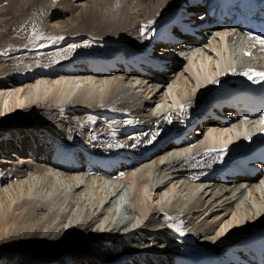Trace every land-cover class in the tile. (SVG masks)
<instances>
[{
    "label": "bare ground",
    "instance_id": "6f19581e",
    "mask_svg": "<svg viewBox=\"0 0 264 264\" xmlns=\"http://www.w3.org/2000/svg\"><path fill=\"white\" fill-rule=\"evenodd\" d=\"M0 1L2 5L5 0ZM61 1L63 2L64 0H35L32 3H30V0H9V3L3 7L5 12L1 13L0 16L10 14L17 6L22 7L21 12L24 11L25 15L30 14V11L34 9L36 11L33 15H37L38 13L40 15L41 12H45L48 18H61L62 14L60 10L62 11L64 9L60 8H65V2L61 4ZM79 1L84 2L85 0H78V2ZM133 1L137 0H132V2ZM143 2L146 5L140 22L133 19L128 20L129 14L133 10H129L127 6L107 11L104 14L95 11L92 7H83L84 13L82 12L80 23L84 31L78 29L66 32L59 35L54 40H45L42 43L39 41L36 45H32L40 50L44 45L48 46L54 44V41L56 43V41L70 38L77 41H73L72 45L66 46L62 51L76 53L79 57H70L68 55V57L63 58L59 56L60 53H52L51 49H46V51H43L44 53L38 54L39 56L36 55V57H43L44 59L38 58L40 61L38 59L35 62L32 60L33 62L29 64H22L20 62L10 63L12 60L2 62L0 60V166L3 168L2 170L0 169V203L2 206L7 207L9 203L25 197L29 204V217L35 221L37 227H40V230H38L39 233L42 231L47 238L55 239L54 241L57 240L54 244L56 246H49L48 249L46 248L47 251L44 252L45 255L58 253L59 248H62L61 251L64 253L63 257L58 258L59 255L51 258L50 263L47 264H220L222 258H228L233 261L236 260L238 256L246 259L248 263H253L251 253L248 249L244 248V244L241 245V243H244L245 241L243 240L258 229L264 228V222L260 225L257 224L260 219L264 220V187L262 188L264 178L261 180L256 178L249 180L250 183L247 189L253 193L259 191L258 198L255 197L254 194H251L253 200L249 198L246 201V205L249 209L245 211L241 210L243 216L253 213L252 216H248V218L244 220L238 207L235 209V204L231 202V199L236 195L243 197L245 193L242 189L243 185L238 184L239 179H237L236 182L232 181L229 184H224L219 178H216V174L208 172L210 167L205 163L208 162L207 159H210L211 156H216L214 155L216 154L215 152L206 151L207 148L215 146V148H218L217 146L221 147L231 142H241L245 140L250 132L254 131L253 129L257 127L255 125L256 122L242 123L238 122L239 119L234 117L230 120L229 124H227V130L215 131L211 129V132L203 135V141L197 144L196 147L194 146L199 140L192 144L174 142L166 145L165 148H161L164 142H160L161 145H157V141L161 140L167 131L164 128L165 126L169 125L170 122L175 119L187 116V114L208 95L214 86H221L222 81H225L229 76L216 81L205 91L202 97L197 99V101H193L198 98L200 94L202 95L206 87L218 79L221 74L227 72H243L232 74V78L236 79L241 76L253 77L255 72H264V56L246 59L242 54L241 61L243 65L233 64L237 60V56H234L236 51L239 52L241 50V52H243L241 48L242 45L254 44L255 48L264 51V49L257 46L246 35H242L238 32L231 34L228 42L236 44V46L227 49L226 53H221V51L218 53L213 52L215 48H219L220 42L218 46L212 44L208 46V48L207 46L205 48H199L202 45L201 41H193L191 39L189 42H186V46H194L196 48L195 52L197 51L194 54L188 55L189 66L186 68L193 76L192 83L193 87H195L193 98L190 97L185 99L186 97L184 96L185 98L182 101L176 99L174 97L175 93L168 87L166 91L173 97L172 99L170 98L171 108L160 118L156 116L151 119L148 118L147 122L141 124L134 122L128 115H118L122 120L125 119L126 121V118H128L130 121L122 124L124 129L119 128L117 130H115V124L110 125V123H108L110 125L108 127L101 121L98 124H93V119L90 117L92 116L91 114H86L83 117L77 115L73 116L72 114H74V112L71 113V111L70 113L72 116H70L69 120H65L66 123L65 121L63 122V120H59L60 116L63 115L66 110H74L75 107H82L86 112L98 111L107 113V115L111 117L113 116L114 109L118 111V107L113 105L115 98L125 97L128 88L139 89L140 91L142 88H145V92L149 87L156 88L159 86L164 88V86L161 85L170 77V73L175 72V66L178 64L177 58L160 59L155 58L154 53L149 54L147 50L139 52V54L148 58L152 66H156L157 63L165 64L164 61L167 62V68L170 72L164 74L155 73L145 67L144 69L149 72V74L145 76L136 70L128 72L126 66H129L128 62L131 58L129 53L132 52L134 48L137 49L145 43L156 45L153 35V28H156L155 24L159 18L164 16L165 12L172 10L178 6V4L161 14L160 11L162 9L172 5L170 0H143ZM92 3L93 1L91 4ZM48 6L49 8H47ZM151 17L154 18L150 19ZM94 18L95 20H91ZM148 20L149 23L146 25L147 28H145L147 33L143 35V37L138 36L140 35L138 26L141 23H147ZM134 21L135 23H133ZM92 22L106 26H109L107 23H111V26L116 23V27L124 29L122 32L120 31V34L117 36H108L104 34L105 28L101 26L100 28L99 25L93 28H85L91 25ZM2 25L7 26L6 22H3L0 25L1 31L2 28L5 27ZM101 29L102 32H100ZM11 32L13 31H10V33ZM210 32H214V30L205 29L199 34L203 36V34L206 33L209 37L214 34ZM8 35L10 36V34ZM8 35H6V37ZM219 36L222 38L223 33L219 34ZM1 38L2 37H0V42H2L1 40L3 39ZM98 39L103 40L100 42L99 47H102L103 43H106V41H117L120 44L116 47L114 46V51L112 50L111 53L99 55L103 61L100 65L94 66L95 60H93V58L98 55L82 53H95V50H97L95 48L98 47L87 45V41ZM17 40L20 41L19 38ZM221 42H224V39ZM5 44L3 43V45ZM67 44L69 45V43ZM3 45L0 43V52L9 51L10 48L6 50H4V48L1 49ZM19 48L21 47L19 46ZM179 53L183 54L185 50L182 49ZM57 55L58 57L50 59V57ZM210 59L212 60L211 62H209ZM139 61H145V58H141ZM6 63L8 64L5 65ZM85 63L87 64L84 65ZM112 66L118 67V71L111 70L110 68ZM40 68L47 69V74L34 75L36 71L31 72L37 69L35 73L37 74ZM93 70H101V72L96 74ZM245 73L248 75H245ZM18 74L24 77L31 76L27 80L28 84L25 88H21V84L15 82V76ZM45 76H50L53 80L43 79ZM68 76L74 77L65 78ZM37 77L41 79L34 84L38 79ZM144 81L147 83L146 86H142ZM47 83H50V88L46 86ZM160 92L161 90L158 91L156 95ZM27 95L31 97L32 102L26 105L27 107L25 106L26 108L23 109L24 112L20 113V110H22L21 107L24 105L23 99H25ZM155 96L152 97V100ZM135 101L136 100L132 99V102ZM176 105H178L177 108L173 110ZM121 107L124 108L125 113L128 111L127 108H129V106L124 105ZM157 109L154 112H160ZM130 115V117L133 116V114ZM30 120H32V122L27 126H31V124L34 123L35 126H32V128H16L17 125L25 126ZM209 123L210 124H207L209 126L216 124L215 122ZM47 124H49L48 127L42 126ZM66 124H74V126L67 127ZM252 124H254V127ZM60 126L63 129L62 133L65 131L66 136L73 141L71 146H67V148L62 150L59 148V145L54 143V141H56L55 138L60 136L56 134L59 130L57 127ZM172 127L173 126L169 129L171 130ZM138 128L144 129L141 131L138 130ZM198 129H200V127ZM127 131H133V133L136 134L131 142L125 140L118 141L115 139V143L114 141L111 143V141L108 140L101 142L97 141V138L100 136L113 135L115 137L116 134L121 136ZM54 134H56V136H54ZM62 139L63 138H61V140ZM80 140H86L87 142L84 143L85 145L88 144V141L95 142V146H99L100 149L106 145L110 148L106 157L111 158L113 161L106 164L103 170L102 167L103 164H105L102 162L103 158L99 160L98 163L100 164H95L94 162L96 154L100 156H104V154L102 152V154L99 153L98 148H94L93 151H90V149L86 150V148L79 147L78 142ZM82 142L83 141H81V143ZM203 144H205L206 148L201 149ZM143 148L145 149V154L141 157L145 156L148 152L151 153L147 159L139 161L138 157ZM189 150L194 151L190 153ZM204 150L206 157L201 163L203 157L201 152ZM27 153H29L30 156ZM155 157L156 161L152 163L151 160ZM13 158L15 160H13ZM137 158L139 163H135L137 162ZM225 160L226 157L223 156V162H225ZM141 165H143L141 171H131ZM131 166L133 168H131ZM93 170L98 172L93 176H86L89 174V171ZM121 170L122 172L127 170V172L123 174L124 180L122 181L124 183H129V179L134 177V174L138 175L136 179H133V185L130 184V187L129 185L124 183L122 185V183H120L121 176H115L120 174ZM146 170H148V172L144 173ZM210 177L212 178L210 179ZM185 180L198 184L193 187L190 186L193 188V194L195 189L198 190L200 188L204 190V194L197 198H194L195 196L193 195V201L189 200L191 202L189 204L187 199L191 197H188L186 199L187 203L184 201V204L182 201H179L182 198H177V202L181 204L177 203L178 205L170 210L171 214L176 217L169 216V218L167 216L166 210H164L167 207L160 209L162 211L157 210L156 207L152 206V196H146L143 193L146 188L147 192L145 191V193L147 194L148 192H160V199L162 200V191L165 192L168 183L176 181V185L183 182V184H181V186H183ZM208 181L211 182L207 183ZM221 184L231 186L227 189ZM205 185H208V187L213 185L218 186L205 192L207 190L205 189ZM132 186H134L133 190ZM216 188L218 191H215ZM174 190H177V188L171 191L173 194ZM171 192L170 194H172ZM188 192H191V190ZM176 197L174 196V198ZM172 198H169V200ZM218 202H220L217 206L218 208H223L224 204L223 210L226 212V215L229 211L234 209V214L230 221L226 222V218L223 217L215 224L206 225L202 223L199 225L200 227H196L194 231L188 230V232H185L186 223L189 225L191 224L190 221L185 222V219L190 216H196V219L206 216V219L209 214L214 212V206ZM159 203L162 205L161 201H159ZM262 209L263 212L258 214ZM160 214L167 218V221H164L163 225L159 224L158 218ZM223 222L224 226L227 225L225 229L216 234L215 241L208 242L210 234L214 235V233L217 232L216 229L218 226ZM151 228H156V231H151ZM225 231H231V233L224 239H218V237L223 236L222 233ZM168 233L176 234V239H172V236ZM134 235H138L139 239L130 240V237ZM34 236H38L36 232ZM94 242L99 247H97ZM68 245H70L68 248H73L72 252L80 247L79 249H81V251L78 254H83L87 251L88 255L82 258L83 260L80 263H77L76 256L78 254L72 256L73 254L70 255V253L63 252L68 250V248H66ZM158 245L162 248L161 250ZM169 245H171L172 248L165 249V247ZM99 248L102 250L103 255H101ZM54 250L56 251L54 252ZM223 250L228 251L224 254L225 256L222 254ZM111 253H115L114 258L111 256ZM57 259L62 261L57 262ZM6 261L7 259L4 260V262Z\"/></svg>",
    "mask_w": 264,
    "mask_h": 264
},
{
    "label": "rangeland",
    "instance_id": "374dc122",
    "mask_svg": "<svg viewBox=\"0 0 264 264\" xmlns=\"http://www.w3.org/2000/svg\"><path fill=\"white\" fill-rule=\"evenodd\" d=\"M30 1H31L30 3H32L35 0H30ZM92 1H93V3L91 4ZM64 2H65V5H64L65 8H60V9H64L62 11L60 10V13L62 14L61 18H56V19L55 18H48L47 14L45 12L44 13L41 12L40 15H39V13L37 15H33L34 12L36 11L34 9L30 11V14H26L25 15L24 11L21 12L22 7H17V6L15 7V10L10 12V14L1 15L0 16V25L3 22H6V25H7V26L2 25V26H5V27L2 28V31L0 29V37L3 38V39L1 38L2 42H0V43H2V45H3V43L4 44L6 43L5 45H3V47L1 49H3V48H4V50H6L8 48H10V49H9V51H6V52H4V51L0 52L1 53L0 54V57H1L0 60L2 62L9 61V60L11 61L12 60L10 63H13V62L14 63L18 62L19 63L20 62L22 64H29V63H32L33 61L35 62L38 58L39 59H44L43 57H36V55H38L40 53H44L43 51H46V49H51L52 53H57V54L60 53L59 56H61L63 58L64 57H68V55L70 57L71 56L79 57L76 53H68V51H62L66 46L72 45L73 41H77V40H73V39H70V38H65V40L56 41V43L54 41V44L48 45V46L44 45L42 47V49H40V50H38V48L36 49V47H34L32 45H36V43H38L39 41H41V43H42L45 40H54L59 35H62L64 33H66V32L75 31V30H78V29L80 31H84L82 29V24L80 23V18H81L82 12H83V7L84 8L85 7H87V8L92 7V8L95 9V11L102 12L104 14L107 11H111L113 9H119V8L124 7V6H127V8H129V10H133V11L130 12L128 20H132L133 19V20H137V22H140V20H142V16H143L145 5H146V4H144L143 0H137V1H133V2H132V0H122V2H121V0H85L84 2H81V1L78 2V0H64L63 2L61 1L60 3L63 4ZM170 2L172 3V5L167 6L165 9H162L160 11L161 14L163 12H165L166 10H168L169 8H172V7L176 6L177 4H179L180 0H170ZM8 3H9V0H5L4 3L1 5V1H0V14L5 12V9H3V7H5V5L8 4ZM42 4H43V1H42ZM47 8H49V6ZM146 12H147V9H146ZM152 18H154V17H151L150 19H152ZM91 20H95V18L91 19ZM56 22H61V23H56ZM133 23H135V21ZM148 23H149V20H148L147 23H141L138 26V31L140 32V35H138V36H142L143 37V35H145L147 33L146 30H145V26ZM31 24H33V25H31ZM107 24H109V26L96 24V23L92 22L91 25L86 26L85 28H88V27L93 28V27L99 25V27L101 26L102 28H105L104 29V34H107L108 36H110V35L117 36V35L120 34V31L122 32V30L124 29V28L116 27L117 26L116 23H114L115 25H112V26H111V23H107ZM34 25H36V26H34ZM221 29L222 28H219V27H215V28L211 29V30H214V32H210V33H214V34L212 36H209V37H208V35H206L205 38H207V42L203 43L199 48H201V47L205 48L206 46L208 48V46H211L212 44H214L215 46H218V43L220 42L219 48H215V50H213V52L214 53H218V52L221 51V53H226L227 49H230L233 46H236V44L228 42V39H229L230 36H227L226 35V31L221 30ZM10 31H13L14 33L11 32V33H13V34H11ZM15 32H16V34H15ZM56 32H58V33H56ZM100 32H102V29H101ZM53 33H55V34H53ZM221 33H223L222 38H220V36H219V34H221ZM5 34L6 35L10 34V36L8 35L9 37L8 36L6 37ZM12 38H14V39H12ZM18 38L20 39V41L17 40ZM223 39H224V42H221ZM70 41H71V43H70ZM101 41H103V40H99L98 39V40H93V41H87L88 42L87 45H91L93 47H98V48H95V49H97V50H95V53H93V52L82 53V54H96V55H98L95 58H93V60H95L94 64H93L94 66L95 65L96 66L100 65L102 63V61H103V59L99 55H101V54L104 55V54L111 53L112 50L114 49V46L116 47V46H118L120 44L117 41H106V43H103L102 47H99ZM41 43H39V44H41ZM67 43H69V45ZM62 44H63V46H62ZM19 46L21 48H19ZM23 47L26 48V49H24ZM241 48H242L243 52H241V50L239 52L236 51V53L234 55V56H237V60L235 61V63H233L234 65H243L242 61H241L242 54H243V56L246 59H248V58H252L253 59L254 57H257V56H264V52L259 50V49H257V48H255L254 44H245V45H242ZM161 49L162 48L159 47V48H157V51L160 52V51H162ZM32 52H34V53H32ZM64 52H66V53H64ZM248 53H250V55ZM177 54L180 55L179 52ZM177 54L173 53V57L177 58V57H175V56H178ZM62 55H64V56H62ZM15 56H17V57H15ZM55 57H58V55L54 56V57L52 56V57H50V59H53ZM188 58H189V56H185V57L183 56L182 58L179 59L178 64L175 66V69H176L175 72L174 73L172 72L173 74L170 73L171 74L170 77L166 81H164V83L161 82L162 83L161 86H164V88L159 87V86H157L156 88L149 87V89L146 92H145V90H146L145 88H142L141 91L139 89L136 90V89H133V88L132 89L128 88L127 94L125 95V97H117V98H115V101L113 102V105L115 107H118V111H115L116 109H114L113 116H111V117H109L107 115V113H102V112H98V111L86 112L84 110V108H82V107H75L74 110L73 109L66 110V112L63 115L60 116L59 120H63V122H64L65 120H69L70 116H72V115L73 116L77 115V116L83 117L86 114H91L92 116H90V117H91V119H93V122H94L93 124H95V123L98 124L100 121L105 123L107 127L110 126V125H114L115 124L116 125L115 130H117L119 128L120 129H124L122 124L125 123V122L130 121L128 118H126V121H125V119L122 120L120 117H118V115H125V116L128 115L130 119L134 120V122L141 123V124L147 122L148 118L151 119L152 117H155V116L160 118L164 114H166L171 108L170 107L171 106V99L173 97H171L167 93L166 90H167L168 87H170L171 91L175 93L174 97L176 99H179V100L182 101L185 97H186L185 99H188L190 97L193 98V91H194V88H195V87H193V83H192L193 76H192V74L189 71L186 70V68L189 66L188 65L189 64ZM177 60H178V58H177ZM211 61L212 60L210 59L209 62H211ZM24 62H26V63H24ZM7 64L8 63H6L5 65H7ZM86 64L87 63H85L84 65H86ZM94 66H92V67H94ZM33 71L37 72V69L32 70L31 72H33ZM93 71L96 74H99V70H93ZM47 72H48L47 69L40 68L38 73L37 74L34 73V75H46ZM237 73H243V72H233V73L232 72H227V73L221 74L218 79H216L215 81H213L212 83H210L206 87V89L203 91L202 95L200 94L201 96L199 95L198 98H196L193 101H197V99L202 97L205 94V91L210 86H212L216 81H218L219 79H222V78L228 76L229 74L232 75V74H237ZM30 77L31 76H25L24 77L23 75L18 74V75L15 76V82L21 84V88L22 87L25 88L27 86V84H28L27 80ZM73 77L74 76H68V77H65V78H73ZM98 77H102V76H98ZM51 78L52 77H50V76H45V78H43V79L53 80ZM38 79L34 82V84H36L38 81H40L41 78H38ZM84 81H86V80H84ZM109 81H108V83H109ZM98 83H99V81H98ZM97 84H95V85H97ZM144 85L145 86L147 85V83L145 81H144V83H142V86H144ZM46 86L49 87V88L51 87L50 83H47ZM127 86H128V84H127ZM9 90H13V89H9ZM160 90H161V92L156 95V93L158 91H160ZM195 91H196V89H195ZM153 96H155V98H153V100H152ZM132 99H134L136 101L132 102ZM8 100H11V99H8ZM23 101H24L23 102L24 105L21 107L22 110H20V113L24 112L23 109L27 107L26 105H29L32 102V99H31V97L29 95H27L25 97V99H23ZM181 101H180V103H181ZM0 103H1V97H0ZM188 104H190V103H188ZM124 105L129 106V108H130V110H129V108H127L128 111L126 113L124 112V108L121 107V106H124ZM187 105H185V106H187ZM177 106L178 105H176L174 108H176ZM157 107H158V109H157ZM156 109L158 111H160V112H157V113L154 112V111H156ZM70 112L71 113L74 112V114L71 115ZM105 112H108V111H105ZM93 113H95V114H93ZM130 114H133V116L130 117L131 116ZM116 121L117 122L119 121L118 124H117ZM31 122H32V120H30L28 123H26L25 126L24 125L23 126L17 125L18 127L16 126V128H21V129L32 128V126H35L34 123H32L31 126H27ZM65 123H66V121H65ZM108 123H110V125ZM66 125H67V127H73L74 126V124H71V125L70 124H66ZM42 126L43 127H48L49 124L42 125ZM207 127H210V129H212L211 126H207ZM253 127H254V124H253ZM57 129H59V130L56 132V134H57V136H59V135L60 136L55 138L54 136H56V134H54L53 137L56 139V141H54V143L56 145H59V148L61 150L67 148V146H71L73 144V141L66 136V132L65 131L62 133V131H63L62 127L61 126L57 127ZM143 129L144 128H142V129L138 128V130H141V131H143ZM59 131H60V133H59ZM196 134L201 139L199 138V141L195 144L194 147H196L197 144H200V142H202L203 138H204L203 136L199 135L200 133L197 132ZM135 136H136V134L133 133V131H127V132L123 133L121 136H118L117 134H116L115 137L113 135L100 136V137L97 138V141L101 142V141H104V140H108V141H111V143H113L112 141H114V143H115L116 142L115 140H118V141H121V140L124 141L125 140V141L131 142V140L134 139ZM120 137H121V139H120ZM61 138H63V139L61 140ZM81 141H83V142L81 143ZM85 142H87V141L86 140L85 141L84 140H80L78 142V146L81 147V148H86V150L90 149V151H93L94 148L95 149L98 148L99 149L98 152L99 153L102 152L104 154V156H100V155L96 154L95 155V162H94L95 164H100L98 162H99V160L101 158H103L102 162L105 163V164H103L102 169L104 170V168L106 167V164L111 163V161H113L111 158L106 157L107 153L110 151L109 150L110 148L105 145L102 149H100L99 146H97V147L95 146V142L88 141L87 145L84 144ZM64 146H66V147H64ZM203 148H206L205 144H203L201 149H203ZM86 150H85V152H86ZM143 151H144V148H143L142 152ZM192 151H194V150H189L190 153H192ZM27 154L30 156L29 153H27ZM0 155H1V153H0ZM28 155H26V156L29 157ZM29 158H31V157H29ZM13 160H15V159L13 158ZM155 161H156V157L151 160L152 163H155ZM30 162H33V161H30ZM135 163H139V161H137ZM141 164H143V163H141ZM131 168H133V167L131 166ZM0 169L2 170L3 168H1V166H0ZM141 169H143V165H141L139 167L137 166V168H135V169H133L131 171L136 172V171H141ZM1 170H0V172H1ZM127 170L123 171V172L121 170L120 174L115 175L116 177H120L121 176V182L120 183H122V185L124 183L122 181V180H124L123 174H124V172H127ZM97 172L98 171H95V170L89 171L88 172L89 174L86 175V176H93ZM103 172H106V171H103ZM146 172H148V170H146L144 173H146ZM139 173H143V172H139ZM134 175H133L134 177H131V179H129V181H130L129 183H124V184L129 185V187L131 185H133V181H134L133 179H136V177L138 176L137 174H134ZM175 182L176 181H172L171 183L167 184L165 192L162 191V193H163L162 200L160 199L161 198L160 197V195H161L160 192H157V193H154V192L153 193H149L148 192V194H147V193H145V191L147 192V188H146V190L144 192L142 191L146 196H148V195L152 196V199H151L152 206L156 207L157 210L164 209V208L167 207L168 209L166 208L164 210H166V214H167L168 217L169 216L170 217H173V216L176 217L175 215L171 214L170 210L173 209L176 205H178L181 201H182V203L184 201H186V203H187V200H188V204H189V203H191L190 201H193V199H192L193 195L195 196L194 198H197L198 196L204 194V190L202 188H200L198 190L195 189L194 190V194H193V192H192L193 188L192 187L194 185H198L195 182H189V181L185 180V183H184L183 186H181V184H183V182H180L179 184H176V185H175ZM218 185H213V186H209V187H208V185L207 186L205 185V189H207L205 192H207L209 190H212L213 188H215V186H218ZM190 186H192V187H190ZM222 186H225L228 189L231 185L230 186L222 185ZM263 187H264V184H263L262 188ZM174 188H177V190H178V191L174 190V194L175 195L173 194V192H171ZM133 189H134V186H132V190ZM144 189H145V187H144ZM188 189H190L191 192H188V191H190ZM242 189L245 192L243 197H239V195H236L234 198L231 199L232 204H235V209H236V207H238V210L241 213V215H242L241 210L245 211L246 209H249L247 207V205H246V201L249 198H250V200H253V196L251 194H254L255 197L258 198V191H259L258 190L256 193H253L252 191H250L246 187H243ZM148 191H149V189H148ZM215 191H218V189L216 188ZM170 192L172 194H170ZM175 192L177 193V195H176ZM182 193H183V195H182ZM188 193H190V194H188ZM155 194H157V195H155ZM178 194H179V196H178ZM173 195L175 197L176 196L177 197L174 198ZM188 197H191V198H188ZM169 198H172L173 200L172 199L169 200ZM177 198L178 199L182 198V199L179 200L180 202H177L178 201ZM22 201H24V202H22ZM159 201H161L162 205H160ZM219 204H220V202H218L214 206V208H215L214 212L209 214L206 219H205L206 216H202V217H200L198 219H196V216H190L187 219H185V222L190 221V223H191L190 225L188 223H186L185 232L186 231L188 232V230L189 231H194V229L196 227H200L199 225L202 224V223H205L206 225L215 224L218 221H220L223 217L226 218V220H225L226 222L230 221L231 218H232V215L234 214V209L232 211H229V213L226 215V212L223 210L224 209V204H223V208L222 207L218 208L217 206ZM28 206H29V204H28V201L25 199V197H22L21 199H19L17 201L9 203V205H7V207L2 206L1 203H0V264H6V263H8V264H47V263H50V259L51 258L57 257L59 255L60 256L58 258L64 256L63 255L64 253H62V251H61L62 248L58 249L59 250L58 253H54V254H51V255H45L44 252L47 251L49 246H56L54 244L56 243L57 240L54 241L55 239L47 238L46 236H44L42 231H40V233H39L38 230H40V227H37L36 226L37 224H35V221L31 217H29ZM182 210H184V209H182ZM160 211H162V210H160ZM167 211H169V212H167ZM262 212H263V209L258 214H261ZM252 215H253V213H249L248 215H245V216L242 215V216H243V219L246 220L248 218V216H252ZM30 218H31V221H30ZM158 219H159V224H162V225H163L164 221H167L166 216H164L162 214L159 215ZM190 219H192V220H190ZM263 222H264V220L260 219L257 224L260 225V224H263ZM228 225H229V223H228ZM226 226L227 225L224 226V222L221 223L218 226V228L216 229L217 232H215L214 235L210 234V239L207 238L208 242L215 241L216 234L221 232L223 229H225ZM163 229L166 230L165 228H163ZM31 230H33V231H31ZM150 230L151 231H156V228H151ZM35 232H36V234L38 236H34ZM22 233H23V235H22ZM118 233H121V232H118ZM229 233H231V231L223 232L222 233L223 236L218 237V239H224ZM168 234H170L172 236V239H174V240L176 239L175 238L176 234H171V233H168ZM32 237H35V238H32ZM137 238H138V235L137 236L134 235L133 237H130V240H135ZM39 241H40V243H39ZM34 243H35V245H34ZM11 244H13V245H11ZM94 244L96 245L95 242H94ZM69 246L70 245H68L66 248H68ZM97 247H99V246H97ZM158 247L160 248V250L162 249L159 245H158ZM79 248H77L74 252H72L73 248L72 249L68 248L67 251H63V252L70 253V255L73 254L72 256H74V255H77L81 251V249H79ZM170 248H172L171 245H169L168 247H165V249H170ZM53 249H54V247H53ZM53 249H50V250H53ZM69 249H71V250H69ZM99 250L101 252V255H103L102 250L100 248H99ZM55 251L56 250H54V252ZM87 255H88L87 251L85 253H83V254H78L76 256L77 263H80L83 260L82 258H84ZM111 256L114 258L115 257V253H111ZM70 258H72V257H70ZM5 259H7L6 262H4ZM73 260H75V259H73ZM58 261H62V260L57 259V262Z\"/></svg>",
    "mask_w": 264,
    "mask_h": 264
},
{
    "label": "snow or ice",
    "instance_id": "6c2138e0",
    "mask_svg": "<svg viewBox=\"0 0 264 264\" xmlns=\"http://www.w3.org/2000/svg\"><path fill=\"white\" fill-rule=\"evenodd\" d=\"M145 28H147V26H145ZM255 39H257L261 44H264V39H261L260 37H255ZM245 75H248L247 73H245ZM254 75L256 77H259L260 80H264V72H255ZM252 76H249V79H252Z\"/></svg>",
    "mask_w": 264,
    "mask_h": 264
}]
</instances>
